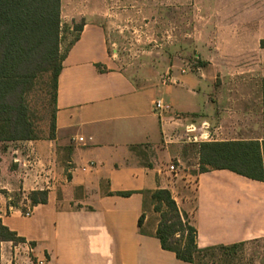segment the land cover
<instances>
[{
  "label": "crops",
  "instance_id": "0c3cea01",
  "mask_svg": "<svg viewBox=\"0 0 264 264\" xmlns=\"http://www.w3.org/2000/svg\"><path fill=\"white\" fill-rule=\"evenodd\" d=\"M212 5L196 72L173 70L138 86L111 65L100 12L70 3L78 15L63 21L61 0L62 23L83 25L58 74L53 137L9 142L0 153V218L24 243L15 251L2 242L0 264L13 254L18 264H190L154 235L158 214L148 220L140 191L157 188L187 213L200 247L264 238V181L198 172L202 141H264V0L199 6L206 13ZM155 99L183 119L159 116ZM33 190L47 191V201L30 205Z\"/></svg>",
  "mask_w": 264,
  "mask_h": 264
},
{
  "label": "trees",
  "instance_id": "16d2710c",
  "mask_svg": "<svg viewBox=\"0 0 264 264\" xmlns=\"http://www.w3.org/2000/svg\"><path fill=\"white\" fill-rule=\"evenodd\" d=\"M83 22L62 23L61 0H0V153L9 142L38 139L29 116L26 94L40 73L51 77L53 113L50 136L54 133L57 78L69 48L78 39ZM70 38L62 50L63 40ZM100 71H105L96 64ZM198 172L228 169L239 175L264 181V141H202ZM152 210L158 214L154 235L164 250L190 264H208L217 253L233 255L243 243L200 247L197 230L186 212L179 209L165 188L141 190ZM128 196L131 191L118 192ZM30 205L45 203L47 191L27 194ZM143 214L139 217L141 225ZM23 238L3 224L0 218V244Z\"/></svg>",
  "mask_w": 264,
  "mask_h": 264
},
{
  "label": "rangeland",
  "instance_id": "374dc122",
  "mask_svg": "<svg viewBox=\"0 0 264 264\" xmlns=\"http://www.w3.org/2000/svg\"><path fill=\"white\" fill-rule=\"evenodd\" d=\"M200 1L63 0L62 19L70 21L72 15H78L70 11V3L88 5L100 12L106 26L111 65L124 72L136 85L144 86L161 83L173 70L189 68L196 72L200 30L205 20H213V5L207 6L204 13ZM69 39L62 41V50ZM52 92L51 77L44 72L35 78L26 94L29 116L38 139L50 136ZM15 199L19 200L20 196ZM145 214L149 221H154L156 214L148 200ZM206 261L210 264L213 260L207 257ZM214 261L217 264H264V238L244 242L233 255L217 253Z\"/></svg>",
  "mask_w": 264,
  "mask_h": 264
},
{
  "label": "built area",
  "instance_id": "2783aa9c",
  "mask_svg": "<svg viewBox=\"0 0 264 264\" xmlns=\"http://www.w3.org/2000/svg\"><path fill=\"white\" fill-rule=\"evenodd\" d=\"M152 108L161 117L164 116L167 113H171L170 118L172 120H174V121L175 120L176 121H181L183 119V115L182 114L177 113V112H172L171 107L169 105L165 104L161 99H155L152 102ZM194 129L195 128H193L192 126H190V127L187 128V132L188 131H193ZM198 136H199V138H197L196 135H193L191 137H189L187 135V139L188 140H198V139H205L207 137L204 134V132L203 133H200ZM167 137L169 138L170 141L172 140V137L171 136H167ZM169 169L171 171H175L176 170L175 167L173 166V164L169 166ZM29 213L30 212L27 211L25 214L28 215ZM21 244H24V243H14V249H15V251H16V248L20 247ZM45 262L46 261L43 259V260L37 261V263H35V264H44ZM8 264H18L17 263V257H16V255L13 254V256L9 259ZM30 264H33L32 261H30Z\"/></svg>",
  "mask_w": 264,
  "mask_h": 264
}]
</instances>
